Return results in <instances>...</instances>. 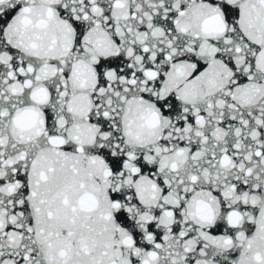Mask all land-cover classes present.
I'll use <instances>...</instances> for the list:
<instances>
[{"label":"snow or ice","instance_id":"snow-or-ice-1","mask_svg":"<svg viewBox=\"0 0 264 264\" xmlns=\"http://www.w3.org/2000/svg\"><path fill=\"white\" fill-rule=\"evenodd\" d=\"M0 264H264V0H0Z\"/></svg>","mask_w":264,"mask_h":264}]
</instances>
